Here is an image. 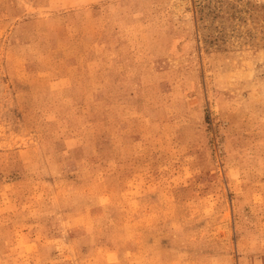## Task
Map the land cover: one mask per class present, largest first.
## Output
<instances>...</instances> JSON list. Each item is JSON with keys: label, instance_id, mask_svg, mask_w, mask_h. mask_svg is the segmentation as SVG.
<instances>
[{"label": "rangeland", "instance_id": "obj_1", "mask_svg": "<svg viewBox=\"0 0 264 264\" xmlns=\"http://www.w3.org/2000/svg\"><path fill=\"white\" fill-rule=\"evenodd\" d=\"M0 264H264V0H0Z\"/></svg>", "mask_w": 264, "mask_h": 264}]
</instances>
